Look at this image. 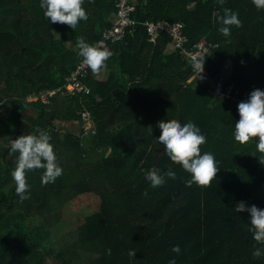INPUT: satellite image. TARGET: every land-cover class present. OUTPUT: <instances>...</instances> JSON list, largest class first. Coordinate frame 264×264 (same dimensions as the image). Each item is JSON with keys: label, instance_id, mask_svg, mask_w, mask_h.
Listing matches in <instances>:
<instances>
[{"label": "trees", "instance_id": "obj_1", "mask_svg": "<svg viewBox=\"0 0 264 264\" xmlns=\"http://www.w3.org/2000/svg\"><path fill=\"white\" fill-rule=\"evenodd\" d=\"M132 2L135 24L108 41L107 74L97 78L88 67L78 76L87 92L73 94L66 85L82 60L77 38H102L114 0H84L87 19L74 30L49 24L40 0H0V264H168L172 256L176 264H264V256H252L261 245L248 231L249 214L235 208L240 201L264 208V153L256 138L241 144L232 135L238 100L264 86V10L252 0ZM223 7L242 21L229 37L213 15ZM150 21L181 22L184 47L215 44L204 58L208 74L193 78L168 34H148ZM211 78L232 84L231 98L215 96ZM85 110L94 134L81 130ZM170 120H192L205 135L201 151L219 161L210 186H186L189 174L165 156L157 125ZM68 123L78 127L62 129ZM37 129L48 132L62 174L41 183L44 169L28 170L30 194L20 200L9 142ZM169 167L176 178L152 190L147 170ZM86 194L97 197L96 209L60 242L53 239L62 206Z\"/></svg>", "mask_w": 264, "mask_h": 264}, {"label": "clouds", "instance_id": "obj_2", "mask_svg": "<svg viewBox=\"0 0 264 264\" xmlns=\"http://www.w3.org/2000/svg\"><path fill=\"white\" fill-rule=\"evenodd\" d=\"M219 3L223 4L224 0H219ZM83 4L84 0H40L39 7L49 24L61 23L74 30L81 21L87 19ZM252 4L258 11L264 10V0H252ZM220 13H213L217 31L229 37L232 28H239L242 21L238 13L231 8L223 7ZM77 48L82 63L94 73L100 71L113 54L107 47L87 43L82 36L77 38ZM195 67L198 69L197 75L200 74L203 71V59L197 61ZM237 113L238 119L233 124L232 131L234 140L244 144L256 138L254 140L256 150L264 153V90L260 88L251 90L246 100L238 102ZM157 127L160 132L158 142L167 159L173 164H178L189 174V178L185 180L186 186L194 183L200 187L210 186L219 170V161L212 152L201 151V146L206 143V137L199 126L192 120L186 122L170 120L159 122ZM9 151L17 153L16 167L11 175L20 200L27 199L30 194L28 192L30 185L26 182L28 170L43 168L41 183H53L62 174V168L57 162L46 130L37 129L34 134L19 135L9 142ZM169 178H176V172L171 167L164 172L152 168L147 170L144 176L145 182L152 190L163 187ZM142 195L146 197L148 193L144 192ZM235 208L237 212L246 211L249 214L248 231L251 232L252 239L261 245L253 248L252 256L255 258L264 256V208H258L255 204L246 206L243 201L237 202ZM170 250L177 255L181 252L179 244H173ZM106 252L110 254V249H106ZM128 255L135 258V252L130 251ZM168 264H176V257H170Z\"/></svg>", "mask_w": 264, "mask_h": 264}, {"label": "built area", "instance_id": "obj_3", "mask_svg": "<svg viewBox=\"0 0 264 264\" xmlns=\"http://www.w3.org/2000/svg\"><path fill=\"white\" fill-rule=\"evenodd\" d=\"M115 12H114V21L111 26L102 33V38L99 41H102V44L95 43L98 47H107L109 42H116L123 38L128 27L133 26L135 21L132 19V12L134 11V4L131 0H114ZM183 24L181 22L168 23V22H147L146 29L149 35L154 37L158 32L164 31L169 35L171 40V45L173 49H177L179 55L184 59L190 62L191 66L194 68L195 73L193 78L203 79L207 74V65L204 61L205 56H207L215 44L206 41L205 39H200L191 47H184V42L187 41V37L183 33ZM203 59V71L197 75L198 69L195 67L197 61ZM88 66L81 62L77 65L76 71L72 73L71 78H69V84L73 85V88H70L68 92L73 94L79 91L84 90L87 92V89L83 87V83L78 80V76L85 77L87 75ZM210 84L213 87V93L219 98H231V92L233 85H225L221 78H211ZM264 90V86L262 87ZM250 91L245 92L242 97L238 100H246L248 98ZM81 130L84 135H90L95 133L94 123L92 121L90 113L85 110L81 112Z\"/></svg>", "mask_w": 264, "mask_h": 264}, {"label": "rangeland", "instance_id": "obj_4", "mask_svg": "<svg viewBox=\"0 0 264 264\" xmlns=\"http://www.w3.org/2000/svg\"><path fill=\"white\" fill-rule=\"evenodd\" d=\"M132 2V0H131ZM133 3V2H132ZM114 21V15L109 19L110 26ZM171 45V42H170ZM172 46V45H171ZM173 47V46H172ZM94 73V72H93ZM95 74V73H94ZM192 78V77H191ZM73 88L72 84L66 85V89ZM74 124H63L61 127L66 131H73L78 126ZM97 197L93 194L80 195L75 199L65 203L59 212V221L52 228V237L59 242L72 233L76 227L83 222L84 218L91 214L97 206ZM45 264H49L47 260Z\"/></svg>", "mask_w": 264, "mask_h": 264}, {"label": "crops", "instance_id": "obj_5", "mask_svg": "<svg viewBox=\"0 0 264 264\" xmlns=\"http://www.w3.org/2000/svg\"><path fill=\"white\" fill-rule=\"evenodd\" d=\"M107 72L108 71L106 69H101L100 71L95 72L94 76L97 77V78H102L104 75L107 74Z\"/></svg>", "mask_w": 264, "mask_h": 264}]
</instances>
